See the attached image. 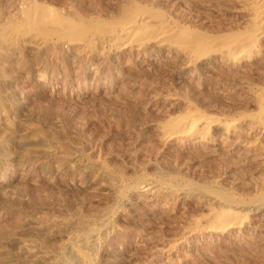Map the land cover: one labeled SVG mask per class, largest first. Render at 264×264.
I'll use <instances>...</instances> for the list:
<instances>
[{"label":"rangeland","instance_id":"obj_1","mask_svg":"<svg viewBox=\"0 0 264 264\" xmlns=\"http://www.w3.org/2000/svg\"><path fill=\"white\" fill-rule=\"evenodd\" d=\"M36 1L75 24L115 17L129 1L192 34L233 33L251 20L242 0ZM21 4L0 0V19ZM159 43L26 38L9 51L0 65V264H81L67 261L78 219L97 232L94 264H264V205L251 203L264 190L254 93L264 90V59L219 52L193 61ZM189 107L200 112L195 132L166 134L161 124ZM118 184L128 187L119 199ZM201 187L245 199L243 224L216 229L222 202Z\"/></svg>","mask_w":264,"mask_h":264},{"label":"bare ground","instance_id":"obj_2","mask_svg":"<svg viewBox=\"0 0 264 264\" xmlns=\"http://www.w3.org/2000/svg\"><path fill=\"white\" fill-rule=\"evenodd\" d=\"M242 1H245L247 3L246 10L251 15V20L248 26L244 28V30L241 29V31L240 30L234 31L233 33L229 32L228 34H223L220 36H212L210 34L205 35L204 33L192 34L188 28L179 25L180 24L179 22L178 24L174 21L173 22L168 21L165 18L164 14L158 11V9L156 10V9L147 8V6L146 7L141 6L134 1H129L128 3H126V6H124L121 12L115 17L109 19H105L102 17H94V18L84 17L79 19L78 24H75L76 23L75 18L72 17L71 14L70 15L62 14L45 4L37 2L36 0H22V4L21 6L19 5L20 7L16 16L12 15L3 20L2 18L0 19V65L10 54L9 51L13 50L21 40L26 38L35 39L44 43H50L51 46L54 47L60 42L66 41V42H81V43L83 42L88 46V48L90 47L94 48L98 43L106 41V39L110 36L120 39L122 43H129V44L132 43L135 45L146 44V43L148 44L149 42L152 41L153 42L158 41V43L161 42L165 45L174 47L176 49L185 52L186 56L193 61L198 59L199 56H201L203 53L211 55L212 53L217 54L219 52L225 54L227 56V59L228 57L232 59L248 57L255 52L259 53L264 59V0H242ZM1 74L2 73L0 66V75ZM254 93H255V100L257 105L256 107L259 110L258 112L261 115L262 114L264 115V90H259V91L256 90V92ZM198 116H200V112L195 108L189 107L187 112H185L184 114L176 116L174 118H170L166 122L161 124V128L165 131L166 134L174 135V136L176 134L180 136V134L183 135L185 133H192L193 131L195 132V129L198 126L194 123L195 120L198 118ZM261 118H262V123L264 124V116H261ZM205 121L204 122L201 121L202 125L201 128L199 129L200 132L198 134L199 138L203 140L208 138L209 135L208 134L209 124L207 121L206 122ZM225 124H227V122ZM223 125L224 124H222V126ZM263 136L264 135H262V138ZM245 143L247 144V142ZM63 153L64 155L68 156V152H63ZM103 169L105 170V167ZM107 170L108 169H106L105 172H108ZM114 174L116 175V172L113 173V175ZM170 178L168 179L170 180ZM174 183H176L175 180ZM147 185L148 184H146L145 186ZM113 188H115V186ZM127 188L128 187L125 186V184L124 186L121 185L119 186L118 184L116 190L114 191L116 194L115 197H117L118 199L121 198L126 192ZM133 189L134 188H132V190ZM188 190H194V187L187 185V191ZM199 190H202L203 193H206L207 195L214 196L215 198H217L219 201L222 202L223 208L221 211L218 212L214 224L216 229L219 228L224 229V227L226 225L228 226V224L230 223H234L236 225L238 224V222L239 224H241L242 221H244L243 220L244 215H242L241 212L237 210V208L239 207L243 208L244 206L248 205L245 199L244 200L238 199L222 191H214L210 187L209 188L201 187L199 188ZM251 203H253V205L256 204L255 206L264 205V190H262V188L259 194L256 196V198L253 200V202L251 201ZM104 215L105 213L98 214L96 215L97 216L96 218L102 219ZM78 220L76 222V230H75L76 231L75 236L78 238L77 239L78 244L76 245L77 247L73 251L75 253H72L70 255L67 254L68 255L67 261H73L75 258H77L78 261L81 262V264H94L95 261L92 253H90L91 250L90 248L92 247V242H93L92 239L96 238L97 232L95 231L93 226L91 227V225H89L87 222L85 223L84 221H82L83 219L79 221ZM90 221L92 220L90 219ZM98 226H100L101 228V225ZM71 234L73 235L72 232ZM69 252H71V250ZM63 254L65 253L63 252ZM63 264H69V263L65 261Z\"/></svg>","mask_w":264,"mask_h":264}]
</instances>
